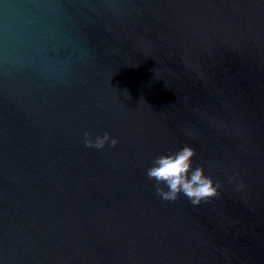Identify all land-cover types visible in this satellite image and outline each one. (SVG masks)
Here are the masks:
<instances>
[{
  "label": "water",
  "instance_id": "95a60500",
  "mask_svg": "<svg viewBox=\"0 0 264 264\" xmlns=\"http://www.w3.org/2000/svg\"><path fill=\"white\" fill-rule=\"evenodd\" d=\"M0 264H264V0H0Z\"/></svg>",
  "mask_w": 264,
  "mask_h": 264
},
{
  "label": "clouds",
  "instance_id": "9594fccd",
  "mask_svg": "<svg viewBox=\"0 0 264 264\" xmlns=\"http://www.w3.org/2000/svg\"><path fill=\"white\" fill-rule=\"evenodd\" d=\"M83 143L87 148L102 150L109 143L112 147L117 146L119 141L107 132L95 138L91 132H85ZM196 155L190 145H185L176 152L153 159L145 174L155 182V193L159 198L165 202H176L183 195L193 206H199L218 195L221 185L206 175L203 166H194Z\"/></svg>",
  "mask_w": 264,
  "mask_h": 264
}]
</instances>
